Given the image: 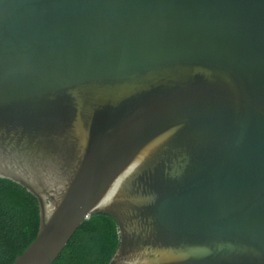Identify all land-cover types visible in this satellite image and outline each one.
<instances>
[{
	"label": "water",
	"instance_id": "95a60500",
	"mask_svg": "<svg viewBox=\"0 0 264 264\" xmlns=\"http://www.w3.org/2000/svg\"><path fill=\"white\" fill-rule=\"evenodd\" d=\"M0 178L52 264L106 213L108 264H264V0H0Z\"/></svg>",
	"mask_w": 264,
	"mask_h": 264
},
{
	"label": "trees",
	"instance_id": "16d2710c",
	"mask_svg": "<svg viewBox=\"0 0 264 264\" xmlns=\"http://www.w3.org/2000/svg\"><path fill=\"white\" fill-rule=\"evenodd\" d=\"M39 227L36 198L0 178V264H12L35 239ZM119 242L115 219L94 213L83 220L52 264H108Z\"/></svg>",
	"mask_w": 264,
	"mask_h": 264
}]
</instances>
